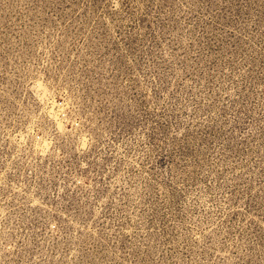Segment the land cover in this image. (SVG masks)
Instances as JSON below:
<instances>
[{"label":"rangeland","instance_id":"rangeland-1","mask_svg":"<svg viewBox=\"0 0 264 264\" xmlns=\"http://www.w3.org/2000/svg\"><path fill=\"white\" fill-rule=\"evenodd\" d=\"M0 264H264V0H0Z\"/></svg>","mask_w":264,"mask_h":264}]
</instances>
